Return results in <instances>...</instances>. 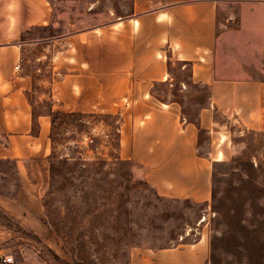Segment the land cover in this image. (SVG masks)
<instances>
[{"label":"rangeland","instance_id":"374dc122","mask_svg":"<svg viewBox=\"0 0 264 264\" xmlns=\"http://www.w3.org/2000/svg\"><path fill=\"white\" fill-rule=\"evenodd\" d=\"M49 1L53 23L19 40L25 42L24 71L34 78L28 92L33 118L43 111L61 114L50 129L52 150L23 163L8 155L0 125L2 258L25 264H153L156 252L173 258L177 252L171 251L202 239L205 264H264V132L215 113V130L202 129L198 140L199 152L210 156L209 200L158 195L139 166L117 155V115L68 114L55 107L48 65L56 48L29 44L126 16L132 0ZM241 1L219 4V27L229 30L221 44L225 65L234 67L231 76H264V1ZM171 69L173 80L157 83L154 94L177 101L184 116L195 120L206 91L190 83L179 63Z\"/></svg>","mask_w":264,"mask_h":264},{"label":"crops","instance_id":"0c3cea01","mask_svg":"<svg viewBox=\"0 0 264 264\" xmlns=\"http://www.w3.org/2000/svg\"><path fill=\"white\" fill-rule=\"evenodd\" d=\"M224 1L132 0L126 16L29 43L56 48L48 65L55 107L117 115V155L139 166L163 197L209 200L210 156L199 152L198 140L202 129L215 130V113L264 132V76H231L228 70L234 67L225 65L221 44L229 30H221L218 20ZM53 18L49 0H0V125L7 153L19 163L51 151V118L44 111L33 118L28 92L34 78L24 71L25 42L19 39L29 30L48 28ZM173 63L186 68L190 83L206 91V104L195 120L184 116L177 101L154 94L157 83L173 80ZM171 252L176 257L156 252L152 263L205 264L208 256L202 239ZM0 264L25 263H8L1 256Z\"/></svg>","mask_w":264,"mask_h":264},{"label":"trees","instance_id":"16d2710c","mask_svg":"<svg viewBox=\"0 0 264 264\" xmlns=\"http://www.w3.org/2000/svg\"><path fill=\"white\" fill-rule=\"evenodd\" d=\"M72 113H73V112H72ZM59 114H61V112H59V111H56V112L53 111V112H51V113L49 114L50 117H51V130H52L53 125H54L55 120H56V116H55V115H59ZM68 114H69V112H68ZM49 138L51 139V132L49 133ZM51 150H52V149H51ZM49 170H50V171L55 170L51 163H50V165H49Z\"/></svg>","mask_w":264,"mask_h":264},{"label":"built area","instance_id":"2783aa9c","mask_svg":"<svg viewBox=\"0 0 264 264\" xmlns=\"http://www.w3.org/2000/svg\"><path fill=\"white\" fill-rule=\"evenodd\" d=\"M3 260L6 261V262H10L12 260V258L10 256L3 257Z\"/></svg>","mask_w":264,"mask_h":264},{"label":"water","instance_id":"95a60500","mask_svg":"<svg viewBox=\"0 0 264 264\" xmlns=\"http://www.w3.org/2000/svg\"><path fill=\"white\" fill-rule=\"evenodd\" d=\"M0 260H1V256H0Z\"/></svg>","mask_w":264,"mask_h":264}]
</instances>
